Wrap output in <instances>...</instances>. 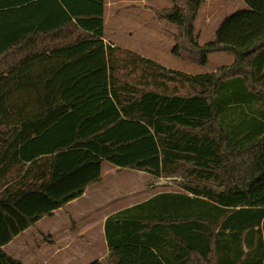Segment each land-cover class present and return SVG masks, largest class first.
<instances>
[{
    "label": "trees",
    "instance_id": "1",
    "mask_svg": "<svg viewBox=\"0 0 264 264\" xmlns=\"http://www.w3.org/2000/svg\"><path fill=\"white\" fill-rule=\"evenodd\" d=\"M171 1L155 13L181 30L172 54L201 66L226 51L231 65L188 74L105 43L104 0H0V264H23L2 246L99 181L103 161L155 177L186 164L208 180L243 152L246 180L158 192L106 217L104 236L125 264H154L139 246L164 264H264V0H244L204 44V0ZM116 51L157 87L177 77L191 92L120 82Z\"/></svg>",
    "mask_w": 264,
    "mask_h": 264
},
{
    "label": "rangeland",
    "instance_id": "2",
    "mask_svg": "<svg viewBox=\"0 0 264 264\" xmlns=\"http://www.w3.org/2000/svg\"><path fill=\"white\" fill-rule=\"evenodd\" d=\"M184 3V0H179ZM239 0H236L231 6L233 10L219 9L215 10L218 6H221V0H204L197 10L196 16L193 21L194 35L199 44L212 40L214 38V31L223 14L231 13L239 8H244L245 4H239ZM132 6L131 20L136 22L139 19H149L145 16L142 6L146 4L148 7L158 10L159 13L172 6L171 0H134ZM115 8H121L125 6L123 3H117ZM159 23L156 29L155 47L156 52L152 54L157 61L164 65H168L173 70H181L184 73L196 74L211 71H218L219 68L229 66L234 61V56L230 52L226 51H214L208 54L207 62L204 65H197L191 61L183 60L178 56L172 54L171 50L176 43H183V40H176L175 37L181 34V30L172 22L158 18ZM130 23V20H129ZM134 36L130 38L131 45L134 44ZM125 54L123 51H116L114 54V62L116 64L115 74L120 82H127L136 87V89L155 90L162 91V87L168 93L186 94L191 92V88L182 83L175 77L172 81L160 80L165 85L157 87L153 83V78L149 75H142L140 64H126ZM127 60V59H126ZM135 65V66H134ZM166 68V67H165ZM169 69V68H168ZM179 70V71H180ZM249 155L246 152L233 154L228 161H225L224 167L216 173L217 177L211 179H198L188 173L189 165L179 164L172 174L168 176L155 177L144 171L131 169V168H119L107 161L102 162V175L103 191L106 196L98 199L104 208H107L106 213H110L118 208L128 206L135 202H141L148 199L150 196L162 192H183L186 193V186H207L213 189H219V183L230 184L234 182L244 181L247 179L251 169H249ZM215 175V176H216ZM97 202L90 205H96ZM82 211H75L74 217L69 212L60 211L54 215L51 219L45 218L40 224V227H48L50 220L56 219V222H52L54 228L57 230V226L60 234L55 236L57 238V254H61L63 260L71 257V264H90L92 261H98L100 264H116L122 254L127 252V248L121 250L119 247L110 249L105 245L104 240L99 230V225L102 223L103 216L100 217L95 213L89 215V217L82 216ZM87 222V223H86ZM91 224L86 225V224ZM73 228V232H69V229ZM47 229V228H46ZM35 235V234H33ZM30 237V236H29ZM36 238L42 242H49L47 239L52 238L51 235L41 234V237L36 235ZM31 239V238H30ZM20 239H18L19 242ZM89 241H93L91 245H85ZM67 244V250L61 249L64 243ZM131 258H136L137 262H140V258L132 253L129 254ZM66 260V259H65ZM146 264H149L147 259ZM142 262V261H141Z\"/></svg>",
    "mask_w": 264,
    "mask_h": 264
},
{
    "label": "crops",
    "instance_id": "3",
    "mask_svg": "<svg viewBox=\"0 0 264 264\" xmlns=\"http://www.w3.org/2000/svg\"><path fill=\"white\" fill-rule=\"evenodd\" d=\"M235 2L236 0H221V6H218L217 8H215V10H219V9L226 10V8L228 7L229 10H233L234 8L231 9L232 8L231 5ZM117 3H123L125 4V6H122L121 8H115L116 6L114 5ZM132 3H134V0H104V14H103L104 22H103V37H102L103 41L112 46H116L122 50L134 52L141 57L153 60L166 68L173 69L168 65L166 66L160 63L159 61L154 59L155 57L152 55L154 54V52H156L154 37L157 34L156 29L159 23V20L155 13L156 9L154 10L153 7L146 6V4L142 6L143 8H139L140 6L137 7L136 12L138 11V9H142L144 11L143 13H145V16L149 17V19H139L133 23V21L130 19L131 16L129 15L131 13L132 6L134 5ZM243 3L244 0H239L238 6H240V4ZM227 12L228 10L223 14L222 18L230 14ZM222 18L220 19V21L222 20ZM132 35L134 36V41H135L133 45H131L130 43V38ZM11 63H12V58L11 56H9L6 58L5 64L9 65ZM196 74H200V73H196ZM102 178L103 175L101 168V179L99 181L89 184L85 188L81 196L67 202L65 205H63L60 208L53 210L51 215H45L39 220H37L33 225L27 227L21 233L14 236L8 243L3 245L2 249L8 255L20 261L23 264H71V257L65 258L66 260L65 259L63 260L62 255L57 254V249L60 248L57 247V238H55V236L60 234V232L58 226L56 230L52 224V222H56L57 220L56 219L50 220L48 223L51 224H49L48 227L39 226V224L45 218L48 217V219H51L54 215L58 214L60 211L62 212L67 211L73 217L74 215H76L75 211L78 212L82 211L81 212L83 214L82 216H86V217H89V215L92 213L95 214L98 213V215L100 214V217L103 216L101 217L102 223L99 225V230L102 236V240H104L105 245H107L104 236V229H103V224L106 217L123 208L132 206L139 202H135L128 206L118 208L110 213H106L107 210L105 209L107 208H104L100 203H98L99 202L98 199L103 198V196H106L103 191V186H101V182L103 181ZM95 202H97L95 206L90 205L91 203H95ZM86 225L90 226L91 224L89 223ZM73 231H74L73 228L69 229V232H73ZM42 233L52 236V238L47 239L49 242L47 243L42 242L39 240V238L38 239L36 238V235L41 237ZM18 239H20L19 242ZM92 243L93 241H89L87 244L85 243V245L88 246L91 245ZM67 244H68L67 242L64 243V246L61 247V249L67 250L66 249ZM129 246L136 247L135 245H129ZM139 247L138 248L140 249V251L142 250L144 253L149 255L150 259L153 261L154 264H164L163 261H161L159 257H157L155 251L152 248L144 247V246H139ZM117 264H125V261L118 260Z\"/></svg>",
    "mask_w": 264,
    "mask_h": 264
}]
</instances>
